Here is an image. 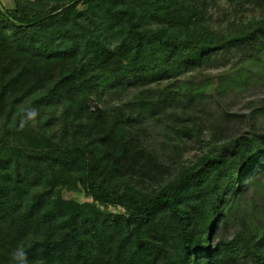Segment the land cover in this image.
Segmentation results:
<instances>
[{"label": "trees", "instance_id": "1", "mask_svg": "<svg viewBox=\"0 0 264 264\" xmlns=\"http://www.w3.org/2000/svg\"><path fill=\"white\" fill-rule=\"evenodd\" d=\"M215 2L0 3V264L30 231L43 238L28 255L47 264H264V206L246 195L264 177V127L166 183L173 165L142 135L145 119L187 114L205 97L212 77L194 84V74L226 68L218 93L264 76V0H224L228 13L216 20ZM131 90L137 100L124 107L88 111ZM262 102L252 116L264 117ZM31 105L84 116L85 142L55 147L18 134L10 143L3 132ZM62 181L88 201L58 199Z\"/></svg>", "mask_w": 264, "mask_h": 264}, {"label": "rangeland", "instance_id": "2", "mask_svg": "<svg viewBox=\"0 0 264 264\" xmlns=\"http://www.w3.org/2000/svg\"><path fill=\"white\" fill-rule=\"evenodd\" d=\"M0 3L5 9L12 7V0H0ZM84 8L83 5L78 7L79 10ZM226 8L224 0H216L215 5L211 6L209 11L216 20L221 18L223 12L228 13ZM225 69L217 68L205 71L201 75L194 74V84L204 82L208 76L212 77V80L205 97L198 103L196 102L194 106H190L186 110L187 114L177 109L174 111L169 109L164 115L145 119L141 125L142 135L153 154L168 168L173 165L165 174L164 183L175 178L181 168L188 166L197 158L211 151L215 152L229 138L264 127V117L252 116L253 110L263 103L264 76L261 75L258 80L254 78V84H249L244 89L232 88L227 82L222 83L228 87V91L218 93L215 89L219 87V84L221 85L219 76L225 73ZM137 94L138 92L131 90L118 97L105 96L101 101L94 100L89 103L88 111L92 113L95 107L108 111L119 105L124 107L128 101L137 100L135 99ZM73 117L72 114L67 117L60 107H57L55 111H42L31 105L23 112L17 124L12 123L10 127L13 128L9 127L2 135L10 143L18 139V134L20 136L31 135L37 139L44 138L55 147L84 143L86 118L82 116L79 122H72ZM186 125L193 126L194 132L198 135L176 134L175 130L178 127ZM213 133L216 134L215 140L211 137ZM54 192L58 194L57 198L63 201L75 204L88 201L79 191H68L65 181L57 184ZM246 195L249 198L253 197L257 206H264V177L255 188H250Z\"/></svg>", "mask_w": 264, "mask_h": 264}, {"label": "clouds", "instance_id": "3", "mask_svg": "<svg viewBox=\"0 0 264 264\" xmlns=\"http://www.w3.org/2000/svg\"><path fill=\"white\" fill-rule=\"evenodd\" d=\"M42 233L28 232L8 253V264H47L42 257H30L27 249L32 243L42 239Z\"/></svg>", "mask_w": 264, "mask_h": 264}, {"label": "crops", "instance_id": "4", "mask_svg": "<svg viewBox=\"0 0 264 264\" xmlns=\"http://www.w3.org/2000/svg\"><path fill=\"white\" fill-rule=\"evenodd\" d=\"M13 6H14V3H13V0H12V7L11 8H13ZM11 8H9V9H11Z\"/></svg>", "mask_w": 264, "mask_h": 264}]
</instances>
